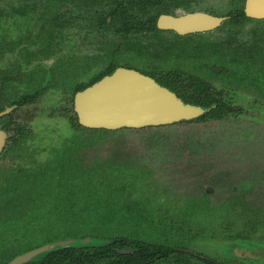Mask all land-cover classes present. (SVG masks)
I'll use <instances>...</instances> for the list:
<instances>
[{"label": "rangeland", "instance_id": "obj_1", "mask_svg": "<svg viewBox=\"0 0 264 264\" xmlns=\"http://www.w3.org/2000/svg\"><path fill=\"white\" fill-rule=\"evenodd\" d=\"M25 3L27 0H0V45L25 41L28 22L20 16ZM42 35L38 33L35 39L41 41ZM207 36L204 38H210ZM193 40V36L181 39L195 54ZM74 42L64 45L68 51L64 57L70 56L63 59L64 64L59 61L49 69L48 80L51 74L64 78L56 83L61 90L87 80L101 69L94 65L101 52H88L86 61L73 55ZM29 47L21 46L29 58L44 60L52 52L51 46L43 44ZM192 54L187 58L191 64L184 68L191 75L212 77L214 70L226 65L217 56L204 62ZM14 56L11 53L7 58ZM105 57L108 63L158 70L152 63L157 60L150 57L141 42L131 38L111 43ZM172 60L165 58L159 63L169 68ZM41 65L42 61L35 60L30 69L35 71ZM235 65L244 68L243 63ZM6 94L8 99L2 104L8 102L12 92ZM72 97L71 90L49 89L29 107L15 112L20 120L26 117L32 130L22 156L7 154L0 158V176L25 169L14 173L12 193L7 195L8 189L1 190L0 264L18 250L48 237L79 236V220L69 227L60 219L54 226L41 217L59 201L69 212L70 203H78L77 194L83 198L86 193H94L102 178L142 193L151 202L176 206L177 221L184 226L159 231V243L202 252L230 264H264V113L253 111L256 105L264 106L261 98H238L235 102H239L234 103L245 107L244 113H233L225 119L193 118L167 125L105 129L72 125L63 113H72ZM194 225L201 226L195 235ZM21 235L24 238L15 241Z\"/></svg>", "mask_w": 264, "mask_h": 264}, {"label": "flooded vegetation", "instance_id": "obj_2", "mask_svg": "<svg viewBox=\"0 0 264 264\" xmlns=\"http://www.w3.org/2000/svg\"><path fill=\"white\" fill-rule=\"evenodd\" d=\"M28 1L30 0L25 3L26 10L21 11L23 15L19 14L26 17L28 22L25 41L19 44L14 40L7 45H0V112H3L0 116V132L4 134L0 145V158L7 154L18 157L25 152V142L32 128L26 117L23 120L16 117L15 112L21 107H29L49 89L61 92L71 90L72 113H63L72 125L84 126L79 122L75 110V94L118 67L138 70L152 76L158 82L169 80L185 83L190 93L196 91L198 82H209L211 89L216 90L215 95L226 105L223 109L225 114L217 119H225V116L233 113L243 114L245 107L235 104L239 102H235L238 98L255 97L261 98L260 102L264 101V0H31L30 3ZM189 16H195L201 22L205 18L211 19L213 23L205 26L203 21L196 25L200 28L184 30L186 25L184 20ZM39 29L43 30L41 41L35 39V35L41 33ZM207 34L210 38L205 39L204 35ZM191 36L194 38L195 54H192L181 41ZM123 38L141 42L150 57L157 60L156 64L152 63L158 70L108 63L109 60L105 56L110 44ZM70 41H76L73 46L76 53L73 55L86 61L89 57L88 52H101L95 58L97 64H94L95 67L101 66V69L99 73L90 74L87 80H80L73 86L61 90L56 87V83L64 81V78L51 74V80H48L49 69L53 65L57 66L59 61L64 64L63 59L70 57H64V54H68L64 45ZM41 44L52 47V52L44 60L29 58L21 48ZM11 53L15 56L7 58ZM190 54L204 62L210 56L213 58L217 56L226 65L214 70L216 74H212V77L191 75L184 70L191 64L187 60ZM165 58L173 59V66L168 68L166 63H159ZM50 59H54L52 63L48 62ZM35 60L42 61L43 65L33 71L30 66ZM238 63H243L244 68L238 69L235 65ZM25 66L27 68H24ZM91 69L92 67L89 71ZM103 73L105 74L95 80ZM87 83L90 84L78 90V86ZM8 91L12 92V95L8 102L2 104L1 101L8 99L6 97L9 95L6 94ZM256 110L264 113V106L256 105L253 111ZM17 171L21 173L25 169ZM17 171L12 174L6 173L4 177L0 176V194L3 189L9 190L7 195L13 192L15 189L13 175Z\"/></svg>", "mask_w": 264, "mask_h": 264}, {"label": "trees", "instance_id": "obj_3", "mask_svg": "<svg viewBox=\"0 0 264 264\" xmlns=\"http://www.w3.org/2000/svg\"><path fill=\"white\" fill-rule=\"evenodd\" d=\"M160 82L176 91L185 101L210 108L196 120L217 119L225 114L223 109L226 105L215 95L216 90L211 89L209 82H198L194 93L188 91L185 83L169 80ZM90 83L78 86V90ZM101 175L104 177L103 172ZM98 183L100 187L94 193H86L83 198L77 194L78 203L75 205L70 203L72 208L69 212H66V205L59 201L58 204L47 208L48 217L45 211L41 218L48 219L47 221L55 224L54 226L60 219H64L66 226L69 227L79 220L80 234L76 237L94 236L106 241L54 248L23 264H230L208 258L202 252L194 254L158 242L159 231H169L170 227L173 230L181 229L184 226L177 221L176 206H166L169 203L157 200L151 202V199H146L142 193L129 190L123 184L113 185L112 181L105 178L98 179ZM194 226L195 235L201 226ZM21 237L15 241H21L24 235ZM56 239L48 237L41 243L29 244L15 252L6 262L20 253ZM125 248L132 251L128 253L118 251Z\"/></svg>", "mask_w": 264, "mask_h": 264}, {"label": "water", "instance_id": "obj_4", "mask_svg": "<svg viewBox=\"0 0 264 264\" xmlns=\"http://www.w3.org/2000/svg\"><path fill=\"white\" fill-rule=\"evenodd\" d=\"M203 21L205 26L213 23L211 19L205 18ZM202 22L195 16H189L184 20L186 25L183 29L195 30L196 25ZM74 105L82 125L105 129L174 123L198 118L210 109L185 101L174 90L162 85L152 76L127 67H118L112 73L79 90L75 94ZM2 114L3 112H0V116ZM3 136L4 134L0 132V145ZM105 241L94 236L56 239L20 253L4 264H23L58 247L77 243L97 244ZM118 251L128 253L132 249L125 248ZM184 251L190 252L185 249Z\"/></svg>", "mask_w": 264, "mask_h": 264}]
</instances>
